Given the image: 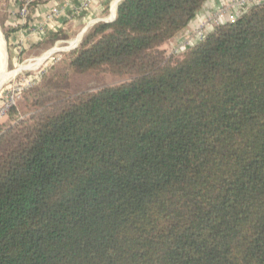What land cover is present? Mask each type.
<instances>
[{
	"label": "trees",
	"instance_id": "1",
	"mask_svg": "<svg viewBox=\"0 0 264 264\" xmlns=\"http://www.w3.org/2000/svg\"><path fill=\"white\" fill-rule=\"evenodd\" d=\"M207 1L122 0L9 111L0 264H264V4L167 56Z\"/></svg>",
	"mask_w": 264,
	"mask_h": 264
},
{
	"label": "rangeland",
	"instance_id": "2",
	"mask_svg": "<svg viewBox=\"0 0 264 264\" xmlns=\"http://www.w3.org/2000/svg\"><path fill=\"white\" fill-rule=\"evenodd\" d=\"M2 5L3 2L0 5V34L2 35L4 40L5 60H7L5 61V73L4 75H2V78L5 81L0 87V125L8 120L9 111L12 108H16L20 111L18 117L19 120H23V122L26 123H33V115L36 111V108L35 106H30L31 103H27V92L29 90L34 89L37 85H40L46 76L53 73L54 68H63L65 66L63 62L68 58L66 57L67 54L80 45V43L84 40L89 31L96 24L93 25L90 30L85 32L81 37L80 32L81 29H84V27H77L75 30L68 29L69 31H65L66 37L57 41L56 44L52 46L45 45V47L43 48L38 47L36 49L34 48V46H29L28 50L23 52L14 49V52L12 53V62L14 64L12 65L11 63L9 64L8 59L9 45L5 41L3 29L1 27V15H5V12L3 11L4 8L2 7ZM212 21V18H206L204 24H213ZM204 24L195 29L186 28L184 32L179 34L171 41L167 42L162 47V49L166 51V55H174L177 57L183 54L187 47L196 45L199 42L198 40L200 39L201 34H204L202 30ZM77 40H79L77 46L73 47L72 42H75ZM44 55L49 56H46L43 61L37 63L38 59H41V57ZM22 66L23 69L19 72L18 69H20V67ZM121 81H123V79L119 77H113L111 75L92 74L90 76L79 77L72 73L70 75L67 74L66 76L61 75V77L59 78V85H61L60 88L66 89L67 94H74L77 91H94L101 84L107 83L109 85H114L120 83ZM54 98H57V96L52 95L51 99ZM12 120L13 124H15V120Z\"/></svg>",
	"mask_w": 264,
	"mask_h": 264
},
{
	"label": "crops",
	"instance_id": "3",
	"mask_svg": "<svg viewBox=\"0 0 264 264\" xmlns=\"http://www.w3.org/2000/svg\"><path fill=\"white\" fill-rule=\"evenodd\" d=\"M1 1L3 2V0H0V5ZM121 1L117 0L116 3V0H8L6 7L2 5L7 17L6 27L17 29L9 38V42L5 38L9 45V64H14L12 62L14 49L20 52L28 50L29 46H34L36 49L50 33L84 27L80 32L81 37L93 25L116 18L117 7ZM224 1L208 0L187 28L195 29L203 25L206 18L211 19V15L222 6ZM26 3L28 4V14L24 21L18 11ZM54 9H60L58 16H50ZM204 26H206L204 33H209L215 28L206 23ZM78 42L79 40L75 41L72 46H77ZM46 56L49 55L42 56L37 63L43 61Z\"/></svg>",
	"mask_w": 264,
	"mask_h": 264
},
{
	"label": "built area",
	"instance_id": "4",
	"mask_svg": "<svg viewBox=\"0 0 264 264\" xmlns=\"http://www.w3.org/2000/svg\"><path fill=\"white\" fill-rule=\"evenodd\" d=\"M264 4V0H225L222 6L211 15L212 26H217L225 23H234L237 19H239L242 15L247 13L250 9L255 6ZM60 9H54L52 15H59ZM22 20H26L28 14V4L26 3L20 11H18ZM209 25V23H207ZM203 26L202 30L204 32ZM201 30V31H202ZM208 33L201 34V37L198 41L203 40ZM203 36V37H202ZM187 49V48H186Z\"/></svg>",
	"mask_w": 264,
	"mask_h": 264
},
{
	"label": "bare ground",
	"instance_id": "5",
	"mask_svg": "<svg viewBox=\"0 0 264 264\" xmlns=\"http://www.w3.org/2000/svg\"><path fill=\"white\" fill-rule=\"evenodd\" d=\"M72 43L74 44V42H72ZM4 48H5L4 40H3V37L0 34V87L2 86L3 82L5 81L2 78V75H4L5 69H6V65H5V61L6 60H5V50H4ZM22 69H23V66L19 69V72L22 71Z\"/></svg>",
	"mask_w": 264,
	"mask_h": 264
},
{
	"label": "water",
	"instance_id": "6",
	"mask_svg": "<svg viewBox=\"0 0 264 264\" xmlns=\"http://www.w3.org/2000/svg\"><path fill=\"white\" fill-rule=\"evenodd\" d=\"M114 20H115V17H114L112 20H110V21H107V22H112V21H114ZM107 22H106V23H107Z\"/></svg>",
	"mask_w": 264,
	"mask_h": 264
}]
</instances>
